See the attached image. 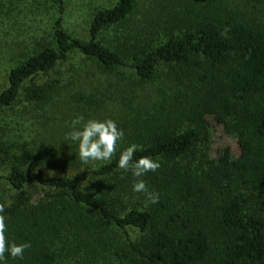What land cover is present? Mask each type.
I'll use <instances>...</instances> for the list:
<instances>
[{
  "label": "trees",
  "instance_id": "trees-1",
  "mask_svg": "<svg viewBox=\"0 0 264 264\" xmlns=\"http://www.w3.org/2000/svg\"><path fill=\"white\" fill-rule=\"evenodd\" d=\"M52 38L28 54L8 74L0 92V114L24 95L48 101L60 77L39 83L73 53L106 69L153 81L160 67L190 66L192 91L169 101L124 130L110 162L85 171H46L47 156L0 137V204L5 205L7 239L30 242L24 259L8 264H264V18L260 8L224 0H173L170 30L164 38L142 40L156 25L147 6L144 32L123 35L110 47L102 33L129 20L138 0H116L95 11L88 37L64 25V0ZM173 25V24H172ZM157 27L161 25L158 23ZM126 68V69H125ZM84 93L78 98L83 99ZM213 122L234 136L230 146L212 152ZM137 145L134 159H158L161 167L143 176L151 204L135 193L136 178L117 164L120 152ZM108 178L98 187L92 180Z\"/></svg>",
  "mask_w": 264,
  "mask_h": 264
},
{
  "label": "rangeland",
  "instance_id": "rangeland-1",
  "mask_svg": "<svg viewBox=\"0 0 264 264\" xmlns=\"http://www.w3.org/2000/svg\"><path fill=\"white\" fill-rule=\"evenodd\" d=\"M116 0H64L65 27L75 36L88 37L89 25L96 10L109 7ZM174 3L180 2L173 0ZM193 1V0H181ZM171 0H138L137 10L132 17L118 25L106 29L101 40L110 47H117L124 37L132 33L136 36L144 32L136 23L141 22L142 12L153 5L156 25L145 29L146 40L153 35L154 40L164 38L170 30L178 31L176 22L171 23ZM229 6L244 3L250 9L260 8L264 18V0H224ZM60 15L59 0H0V92L8 86L10 69L52 38L55 20ZM161 27L158 28L157 24ZM173 24V25H172ZM126 69V68H125ZM190 66L163 65L153 81H141L129 74H119L116 70L104 68L100 63L79 52L63 62L57 69L38 78L42 83L60 77L61 83L48 101H29L24 95L13 107L0 114V137L22 148L29 146L35 152L43 153L45 169L49 173L68 174L85 171L104 161L83 164L78 156V143L72 141L68 133L71 122L78 116L88 119H113L121 125L130 126L151 115L166 103L187 98L193 85ZM84 93L83 99L78 98ZM212 152L230 146L234 157L238 145L234 136L228 134L223 125L213 122V134L209 142ZM108 178L92 180L90 185L98 189ZM109 180V179H108ZM94 264L92 259H85ZM104 261H99L101 264Z\"/></svg>",
  "mask_w": 264,
  "mask_h": 264
},
{
  "label": "clouds",
  "instance_id": "clouds-1",
  "mask_svg": "<svg viewBox=\"0 0 264 264\" xmlns=\"http://www.w3.org/2000/svg\"><path fill=\"white\" fill-rule=\"evenodd\" d=\"M69 138L78 143V156L83 164L95 161L110 162L117 153L120 143L124 140V130L113 119H88L78 116L71 122ZM137 145L131 144L120 152L117 166L125 171H131L136 178L132 185L135 193L146 194L151 204L159 203L158 193L149 192L143 176L156 172L161 163L151 157L134 159ZM5 205L0 204V264H8L12 260L24 259L25 251L31 247L30 242L17 244L7 239V217L4 215Z\"/></svg>",
  "mask_w": 264,
  "mask_h": 264
}]
</instances>
